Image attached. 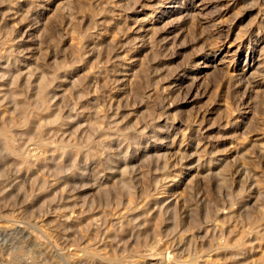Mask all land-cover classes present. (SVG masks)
I'll use <instances>...</instances> for the list:
<instances>
[{
  "label": "rangeland",
  "instance_id": "obj_1",
  "mask_svg": "<svg viewBox=\"0 0 264 264\" xmlns=\"http://www.w3.org/2000/svg\"><path fill=\"white\" fill-rule=\"evenodd\" d=\"M0 264H264V0H0Z\"/></svg>",
  "mask_w": 264,
  "mask_h": 264
}]
</instances>
